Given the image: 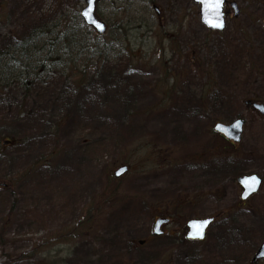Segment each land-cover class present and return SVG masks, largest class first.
<instances>
[{"label": "rangeland", "instance_id": "1", "mask_svg": "<svg viewBox=\"0 0 264 264\" xmlns=\"http://www.w3.org/2000/svg\"><path fill=\"white\" fill-rule=\"evenodd\" d=\"M227 1L240 14L228 8L225 31L214 33L192 0H98L97 17L124 30L128 53L116 50L75 93L32 91L27 117L17 107L24 92L13 88L0 107V153L16 170L4 177L0 164V264L42 240L55 264H250L264 240V184L242 205L235 180L264 179V117L244 105H264V0ZM76 3L84 7L0 0V45L33 16ZM240 117L236 147L213 133ZM122 165L129 170L115 179ZM87 210L92 229L72 234ZM159 216L171 222L154 238ZM207 217L217 220L205 241H187L186 222Z\"/></svg>", "mask_w": 264, "mask_h": 264}, {"label": "trees", "instance_id": "2", "mask_svg": "<svg viewBox=\"0 0 264 264\" xmlns=\"http://www.w3.org/2000/svg\"><path fill=\"white\" fill-rule=\"evenodd\" d=\"M79 4L76 3L68 13L59 16H33L31 21L22 25L24 28L20 35L0 46V107L9 106L5 99L12 94L14 85L24 92V98L17 107L27 117L25 100L32 91L55 83L79 91L91 79V71L99 73L109 56L122 49V40L118 36L109 35L99 39L83 25L79 19ZM6 89L9 90L8 95L4 92ZM2 123L1 119L0 126ZM2 137L4 136L0 135V139ZM18 138L19 140L10 138L11 144H19L21 136ZM1 162L4 163V177H9L12 171H16L10 166L8 158L2 157L0 153V164ZM87 212L84 219L75 225L72 234L89 232L95 220L91 211ZM3 230L4 227H1L0 240ZM47 246L48 242L42 240L35 250L11 258L4 264H20L34 256H42L38 264H55L46 256L49 255Z\"/></svg>", "mask_w": 264, "mask_h": 264}, {"label": "water", "instance_id": "3", "mask_svg": "<svg viewBox=\"0 0 264 264\" xmlns=\"http://www.w3.org/2000/svg\"><path fill=\"white\" fill-rule=\"evenodd\" d=\"M195 3L200 4V16H201V22L210 30L213 31H219L222 32L225 28V22L222 14L223 4L225 0H223V3L221 5V8L219 10V13H213L211 11H206L204 3L201 2V0H194ZM86 8L82 10L81 17L85 21V23L89 26H92L99 35H102L105 33V26L103 23L98 22L93 14H94V8H95V0H86ZM232 7L235 9V15H238L237 9L235 4L232 5ZM88 12V16H85L84 13ZM215 24H219V27L213 26ZM262 114H264V110L262 107H258ZM244 122L242 120L235 121L231 125H223V124H217L214 127V130L226 137L229 140L234 141L235 143L240 142L241 140V133H242V127ZM127 171V167L123 166L119 168L115 173L114 176L116 178H119ZM238 183L243 188V194H242V200H246L251 195L257 193L261 181L256 176H250V177H242L238 179ZM165 221H158L155 225V234H159L158 228L159 226L164 223ZM207 222V223H205ZM212 223V220H205V221H193L188 224V227L190 229L189 232V238L193 240H203L205 236V230L206 228ZM202 235L203 238H200ZM264 259V243L259 248L257 254L253 258V262L257 260H263Z\"/></svg>", "mask_w": 264, "mask_h": 264}, {"label": "snow or ice", "instance_id": "4", "mask_svg": "<svg viewBox=\"0 0 264 264\" xmlns=\"http://www.w3.org/2000/svg\"><path fill=\"white\" fill-rule=\"evenodd\" d=\"M202 3H204L206 11H211L213 13H219V10L221 8V5L223 3V0H201ZM85 16H88V12L86 11L84 13ZM213 26L219 27V24H215ZM207 223V222H205ZM200 238H203L202 235Z\"/></svg>", "mask_w": 264, "mask_h": 264}, {"label": "bare ground", "instance_id": "5", "mask_svg": "<svg viewBox=\"0 0 264 264\" xmlns=\"http://www.w3.org/2000/svg\"><path fill=\"white\" fill-rule=\"evenodd\" d=\"M186 176V178H187V180L189 181V178L187 177V175H185ZM190 184V183H189Z\"/></svg>", "mask_w": 264, "mask_h": 264}, {"label": "flooded vegetation", "instance_id": "6", "mask_svg": "<svg viewBox=\"0 0 264 264\" xmlns=\"http://www.w3.org/2000/svg\"><path fill=\"white\" fill-rule=\"evenodd\" d=\"M231 145V144H230Z\"/></svg>", "mask_w": 264, "mask_h": 264}]
</instances>
